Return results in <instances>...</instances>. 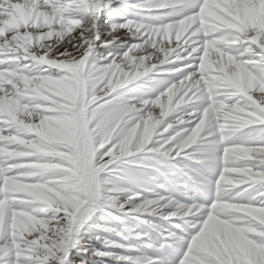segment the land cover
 Masks as SVG:
<instances>
[{
	"label": "snow or ice",
	"instance_id": "obj_1",
	"mask_svg": "<svg viewBox=\"0 0 264 264\" xmlns=\"http://www.w3.org/2000/svg\"><path fill=\"white\" fill-rule=\"evenodd\" d=\"M0 264H264V0H0Z\"/></svg>",
	"mask_w": 264,
	"mask_h": 264
}]
</instances>
